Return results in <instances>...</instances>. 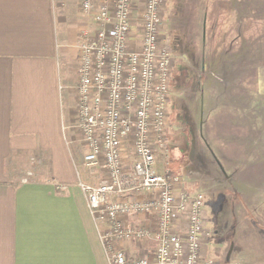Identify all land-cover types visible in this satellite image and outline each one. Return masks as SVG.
<instances>
[{"label":"crops","instance_id":"1","mask_svg":"<svg viewBox=\"0 0 264 264\" xmlns=\"http://www.w3.org/2000/svg\"><path fill=\"white\" fill-rule=\"evenodd\" d=\"M228 2L235 21L244 5L247 12L253 4ZM81 5L82 0H0V264H109L100 238L107 224L90 214L78 187L81 175L62 135L65 122L74 130L79 45L84 32L94 27L92 15ZM249 30L231 25L233 58L226 64L234 65L239 55L235 52L252 50L249 36L254 31ZM261 32L264 46V29ZM261 60L256 92H248L252 75L228 83L240 84V90L220 98L213 129L208 130L212 134L205 133L201 123L202 142L193 139L190 146H182L180 136L191 131L193 121L178 116L171 135L189 149L184 185L190 192L204 191L213 205V216L206 214V222H214L216 235L223 228L233 233V247L224 259L214 256L222 242L215 244L217 248L209 243L207 255L220 264L228 262L229 255L232 261L238 246L236 262L264 264V160L248 161L254 146V98L264 100V47ZM70 63L76 66L68 70ZM227 147L229 153L224 151ZM59 153L65 157L64 172ZM100 171L87 183L98 185L92 182L104 178ZM189 171L191 176L197 172V181L186 177ZM141 220L131 222L141 225ZM122 246L129 257L140 254L134 243ZM144 246L153 249L150 243Z\"/></svg>","mask_w":264,"mask_h":264},{"label":"built area","instance_id":"2","mask_svg":"<svg viewBox=\"0 0 264 264\" xmlns=\"http://www.w3.org/2000/svg\"><path fill=\"white\" fill-rule=\"evenodd\" d=\"M94 27L79 45L73 129L84 166L105 173L79 179L109 264H220L207 255L206 195L157 168L168 149V104L175 59L165 44V0H82ZM142 219L141 225L131 220ZM140 247L129 257L123 243ZM150 243L153 249L143 245ZM225 264H241L228 261Z\"/></svg>","mask_w":264,"mask_h":264},{"label":"rangeland","instance_id":"3","mask_svg":"<svg viewBox=\"0 0 264 264\" xmlns=\"http://www.w3.org/2000/svg\"><path fill=\"white\" fill-rule=\"evenodd\" d=\"M228 1L165 0V44L171 50L176 64L171 83L170 102L168 104L169 124L171 126L168 133L169 145L168 149L159 155L158 163L160 164L157 165V168L162 173L172 171L184 177L186 169L190 166L189 149H184L176 143L177 137L171 138L178 116L181 121L189 122L190 119L193 121V127L190 128L191 131H184L181 136L179 135L182 146H190L193 139L202 142L201 123L204 126L203 129H207L205 133L207 132L208 134L210 132L212 134L208 130L210 128L213 129L214 119L216 118L215 110L220 107V98L223 94L233 91L235 93L240 90V84L232 86L228 83H232L236 78L238 81L241 78H248L249 80L252 75L253 87L247 85L249 88L248 92L251 89L254 92L257 91L256 76L258 66L262 64L261 56L263 55L264 47L262 45L263 36L261 35V30L264 29L262 28L264 27V0H253V4L249 6L247 12V7L244 5L236 17L237 21L230 18ZM250 9L252 10L249 11ZM231 25L236 28H248V31L251 28L254 31V34L249 36L250 41L253 42L252 50L244 51L243 53L235 52L236 56L239 55L234 65L226 64V61H230L233 58V52L230 50L233 38L229 36ZM73 66H76V63H70L68 70L70 68L73 69ZM243 90L245 91V89ZM64 102L66 105L69 103L68 99H65ZM185 115L187 116L185 117ZM64 125L65 128L62 131L63 143L67 142V151L70 150L82 181L87 183L89 182L88 177L100 175L101 171L97 168L84 166V155L87 150L79 141L81 137L78 132L66 127L69 125L68 122H65ZM253 126L255 128L253 135L254 151L252 150V155L248 158V161L256 163L258 159L260 161L261 159L264 160V151L260 152L262 144L260 141L264 142V100L261 102L256 97L254 98ZM260 129H263V132ZM172 143L174 144L173 146ZM204 149L206 150V148ZM224 151L229 153L230 148L227 147ZM242 152H244L243 149H241ZM58 157H60L62 171L64 172L65 157L62 153H59ZM69 159L71 160L70 156ZM193 173L194 175L191 176L190 171L189 173L187 172L186 177L197 181V176L195 177L197 172L193 171ZM214 179L220 184L218 179ZM92 183L99 184V182L95 181ZM213 185L214 181H212ZM205 212L207 216L212 218L213 205L208 200L205 202ZM207 225L211 232L210 242L214 245L218 244L217 242H222L223 244L222 248L219 249L218 255L214 256L224 259L230 252V248L233 247V243H231L234 240L233 233H231V229L223 228L219 235H216L214 233V222L209 220ZM241 230L245 231L246 228H241ZM214 248H217V245ZM240 250V246L235 249L231 262L239 260ZM237 263L245 264L239 261Z\"/></svg>","mask_w":264,"mask_h":264},{"label":"water","instance_id":"4","mask_svg":"<svg viewBox=\"0 0 264 264\" xmlns=\"http://www.w3.org/2000/svg\"><path fill=\"white\" fill-rule=\"evenodd\" d=\"M228 261H230V255L228 256Z\"/></svg>","mask_w":264,"mask_h":264}]
</instances>
